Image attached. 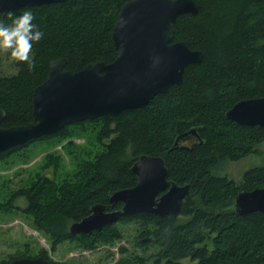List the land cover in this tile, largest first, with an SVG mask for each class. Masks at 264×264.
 <instances>
[{"label": "trees", "instance_id": "1", "mask_svg": "<svg viewBox=\"0 0 264 264\" xmlns=\"http://www.w3.org/2000/svg\"><path fill=\"white\" fill-rule=\"evenodd\" d=\"M129 0H65L26 7L0 17L9 25L29 10L44 36L33 43L35 68L15 62L16 72L0 73V126L32 122L31 95L46 78L49 62L65 58L72 72L115 58L111 32L119 11ZM198 14L180 15L174 23V42L203 52L199 63L185 68L182 82L153 97L142 108L117 116H100L64 126L53 135L31 140L0 153V170L28 164L36 142L47 150L61 147L71 163L67 170L59 151L45 154L37 167L17 169V183L0 176V213L29 219L50 249L63 243L93 251L124 238L132 227L130 249L119 247L116 264H262L264 214L241 217L233 209L239 192L264 188V165L249 169L237 181L217 174L225 161L258 154L264 126H246L226 118L237 102L264 97V0H194ZM195 131V136L190 133ZM81 139V144L74 140ZM101 145L93 154L92 147ZM142 155L160 157L167 179L188 186L179 216L153 214L121 216L100 230L72 235L71 224L87 217L94 205H109L115 192L135 186L131 166ZM24 199L25 205H16ZM151 246L146 255L142 247ZM43 257L45 249L17 251L0 264L26 257Z\"/></svg>", "mask_w": 264, "mask_h": 264}, {"label": "water", "instance_id": "2", "mask_svg": "<svg viewBox=\"0 0 264 264\" xmlns=\"http://www.w3.org/2000/svg\"><path fill=\"white\" fill-rule=\"evenodd\" d=\"M63 1L0 0V17L22 8ZM198 9L194 0L124 3L111 32L114 60L88 64L76 72L65 69V58L50 61L45 80L31 95L32 122L9 128L0 126V153L53 135L67 125L142 108L156 95L180 84L185 68L199 63L203 52L190 49L184 41L174 42V23L180 15H197ZM225 116L238 125L262 127L264 97L237 102ZM4 117L5 111L0 108V124ZM130 171L137 178L135 186L115 192L108 200L109 205L120 202L121 209L106 211L104 205H94L87 217L70 225V234L100 230L121 216L180 215L188 186H179L167 179L162 158L142 155ZM233 209L241 217L254 212L264 214V188L239 192ZM8 264L53 263L38 256Z\"/></svg>", "mask_w": 264, "mask_h": 264}, {"label": "rangeland", "instance_id": "3", "mask_svg": "<svg viewBox=\"0 0 264 264\" xmlns=\"http://www.w3.org/2000/svg\"><path fill=\"white\" fill-rule=\"evenodd\" d=\"M15 61L12 58L0 51V73L4 75H10L16 72ZM76 143L81 144V139L74 140ZM46 146L42 142H36L33 147L30 148L29 153L32 156V160L28 164L16 165L11 170H0V176H8L13 183H17L19 179L25 175L13 176L17 169H26L28 166L37 167L42 161V157L45 154L59 151L64 162L67 166V170L71 169V163L66 153H64L60 146L57 148H51L47 150ZM258 154H251L238 161H225L223 162L217 174L219 176H227L235 181L239 180L243 173L249 169L264 165V142L258 146ZM93 154L101 150V145H95L92 147ZM16 205L24 206L25 200L18 199ZM124 238L115 243L114 245H100L93 251H85L75 248L72 244L63 243L56 247L53 251L50 249L47 239L33 230L29 219L17 213H0V260L7 256H13L17 251L29 250L31 253L37 249H45L49 258L52 261L65 263V264H116L121 255L118 250L119 247L130 249L132 239L134 236V230L132 227H123ZM146 255H149L153 248L151 246L142 247ZM183 264H194L190 259H184L181 261ZM145 264H154L152 260L147 261Z\"/></svg>", "mask_w": 264, "mask_h": 264}, {"label": "clouds", "instance_id": "4", "mask_svg": "<svg viewBox=\"0 0 264 264\" xmlns=\"http://www.w3.org/2000/svg\"><path fill=\"white\" fill-rule=\"evenodd\" d=\"M35 17L29 10L15 17L11 24L0 23V51L9 55L17 63H27L29 70L35 68L32 57L34 42H39L43 31L34 24Z\"/></svg>", "mask_w": 264, "mask_h": 264}, {"label": "flooded vegetation", "instance_id": "5", "mask_svg": "<svg viewBox=\"0 0 264 264\" xmlns=\"http://www.w3.org/2000/svg\"><path fill=\"white\" fill-rule=\"evenodd\" d=\"M195 136V134H193ZM50 262V261H49ZM52 263V262H51Z\"/></svg>", "mask_w": 264, "mask_h": 264}]
</instances>
